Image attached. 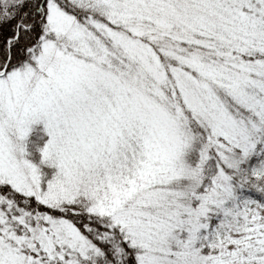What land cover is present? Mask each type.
<instances>
[{"label": "snow or ice", "instance_id": "6c2138e0", "mask_svg": "<svg viewBox=\"0 0 264 264\" xmlns=\"http://www.w3.org/2000/svg\"><path fill=\"white\" fill-rule=\"evenodd\" d=\"M0 264H264V0H0Z\"/></svg>", "mask_w": 264, "mask_h": 264}]
</instances>
